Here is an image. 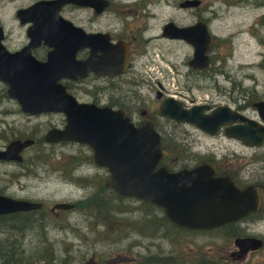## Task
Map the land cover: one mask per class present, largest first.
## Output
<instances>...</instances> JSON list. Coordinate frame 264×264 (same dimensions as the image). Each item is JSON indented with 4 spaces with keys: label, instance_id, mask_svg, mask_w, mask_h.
<instances>
[{
    "label": "flooded vegetation",
    "instance_id": "af4514ba",
    "mask_svg": "<svg viewBox=\"0 0 264 264\" xmlns=\"http://www.w3.org/2000/svg\"><path fill=\"white\" fill-rule=\"evenodd\" d=\"M236 1L234 4L246 6L251 4L252 0ZM40 3H43V9L34 13V19L26 16L24 19L20 17L22 11H27ZM259 5L264 6V0H259ZM5 10L9 11L8 21L4 20L7 14ZM215 13L209 0H0L1 43L11 53L34 46L31 49V55L42 63L48 60L55 45L60 49L58 54L62 64H72V62L77 64L89 60L90 69L86 77L76 80L67 78L60 81L77 101V92H88L91 99L88 104H93L98 108H109L112 111H124L137 127L143 119H150L155 131L161 137V143L164 139H168L166 140L168 143H180L181 140L177 133L167 129L166 125L172 128L191 125L160 116L158 109L169 98L179 101L186 110L208 106L209 109L204 110L205 114H210L214 108L221 106V104L214 105L208 100H200V97L194 93V89H198L201 94H204V91L207 92L209 77L216 71L213 68L216 59L215 51L216 47H219L220 39H224L213 31ZM39 20L47 31L33 35V40L30 31L34 26V21L38 23ZM66 23H69L72 28L68 30L66 27L70 25ZM262 23H264V18ZM169 24L179 29L190 28V31L180 37L179 34L167 28ZM208 37L211 38V45L207 52L208 65L203 69H197L191 65L195 59V48L189 39H195L197 44L204 45ZM164 43L170 47L166 52L167 56L161 48V44ZM175 48L180 49L181 60L173 61V58H170L174 55ZM114 59L121 61V70L118 66H114L116 63ZM126 59L127 65L124 66ZM162 62L168 65L176 76L174 87L169 89L160 80V77L169 78L170 75L169 72L163 70ZM86 83L89 84L88 89L84 86ZM151 93L153 97H150ZM254 101L250 100L242 104L241 98H236L235 108L231 107V109L264 126L259 112L253 108L254 104L264 99ZM250 106L253 108L254 116H250L247 112ZM61 115L65 117L64 114ZM65 125L66 118L61 128L52 129H63ZM241 125L243 124H238V126ZM227 127L230 126L221 129L217 136L228 138L225 135ZM28 138L33 139L35 143L22 152V163L0 162L23 164L24 153L36 145L34 138L24 139ZM230 140L239 145V151L219 158L210 155L206 157L205 162H210L216 167V178H229L240 191L250 189L253 193L250 199L252 209L238 220L218 228L187 231V233L218 235L224 240L220 257L214 255L208 258L202 255L199 261L207 260L212 264H264V137L258 145L252 146L240 140ZM73 181L76 182V179ZM13 199L43 205L39 210L11 214L15 217L13 218L15 221L19 216L31 214L34 218H30V222L36 223L37 227L42 229L56 225L57 215L71 212L77 206L74 203L72 210H58L55 209L57 203L47 211L45 210L46 205L42 202ZM37 218L39 220L36 222ZM119 227L122 230L126 228L122 225ZM155 228L158 232L152 237L159 236V227L155 226ZM30 229L18 232L15 228L17 233H14V236L18 235L17 237L24 239L26 232ZM153 229V225L143 223V230L146 232ZM126 231H129L128 227ZM251 238L260 240L261 247L243 253L235 241ZM193 262L199 264L196 260ZM148 263L146 259V263L143 264Z\"/></svg>",
    "mask_w": 264,
    "mask_h": 264
},
{
    "label": "rangeland",
    "instance_id": "374dc122",
    "mask_svg": "<svg viewBox=\"0 0 264 264\" xmlns=\"http://www.w3.org/2000/svg\"><path fill=\"white\" fill-rule=\"evenodd\" d=\"M255 1L242 6L234 4L236 0H209L216 12L213 31L224 40L220 39L219 47H216L213 64L216 71L209 77L207 92L201 94L198 89H194L200 100H208L214 105H228L234 109L236 98L240 97L242 104L264 99V6L259 5V0ZM5 13L4 20L8 21L9 11L5 10ZM161 48L167 56L170 47L164 43ZM179 52L180 49L175 48L170 58L173 61L181 60ZM162 68L170 74L169 78L159 76L162 84L168 89L174 87L176 76L171 68L163 62ZM84 86L89 88L88 83ZM6 90V84L0 81V149H4L12 140L27 137L34 138L36 145L24 153V163L21 165L0 162V194L42 202L47 211L62 202L75 203L77 206L71 212L57 215L54 226L28 230L24 239L8 234V228L0 222V230L5 229L0 233V241H4L0 253L5 249L23 250L29 259L23 264L32 261V264H45L39 262L43 254H52L56 264H62L64 260L67 264H143L146 263V257L152 262L154 256L169 255H173V258L178 256L181 264H194L193 261L199 262L202 255L220 257L224 240L218 235L174 234L173 230L160 229L158 237H144L134 231L130 221L142 222L151 218V215H145L142 209H138L141 202L135 199L126 200L133 214L120 216L121 222L111 218L103 224L102 218L89 216V209H81L79 204L102 183H106L109 174L107 169L92 163V150L88 146L44 143V135L52 128H61L65 117L56 113H23L15 100L6 97ZM150 97H153L152 93ZM76 98L80 102L91 101L89 93L84 91L77 92ZM252 110L251 106L247 110L250 116H254ZM166 127L177 133L181 140L179 161L172 162L177 157L171 156L170 150L167 151L172 164L167 162L173 171L192 168L199 164V158L206 160L210 155L219 158L239 151L237 143L220 135L212 137L191 126ZM166 140L162 146L175 145ZM183 149L187 152L184 153ZM73 158L77 159L72 162ZM75 163L79 165L73 169ZM75 178L76 182L73 181ZM82 178L92 179V185L83 187L77 181ZM107 212H110L108 207ZM153 213L158 218L163 216L159 209ZM119 225L128 227L129 233L125 228L118 235L105 234V230L112 231ZM153 264H161V260L155 259Z\"/></svg>",
    "mask_w": 264,
    "mask_h": 264
},
{
    "label": "water",
    "instance_id": "95a60500",
    "mask_svg": "<svg viewBox=\"0 0 264 264\" xmlns=\"http://www.w3.org/2000/svg\"><path fill=\"white\" fill-rule=\"evenodd\" d=\"M42 9L43 3L37 4L22 11L20 17L34 19V13ZM66 28L69 30L72 27ZM167 28L180 37L190 31V28L179 29L173 24ZM46 31L39 20L38 23L34 21L30 33L34 40L33 35ZM1 41L0 30V81L7 86L6 96L15 100L21 111L29 115L64 114L65 127L49 130L44 141L48 144L63 142L88 146L92 150V163L107 169V186L119 196L152 204L162 211L169 223L190 231L218 228L238 220L252 209L251 190L240 191L229 178H216L217 169L210 162L179 171H170L161 166V137L150 119H143L137 127L124 111L79 103L60 81L86 77L90 69L89 60L62 64L58 54L60 49L55 45L48 60L42 63L31 55L34 46L11 53ZM189 41L195 48V59L191 65L197 69L207 67L211 38L208 37L204 45L197 44L195 39L190 38ZM114 60V66L121 70V61ZM126 65L127 59L124 62ZM253 108L259 112L264 123V101L254 104ZM205 109L209 107L186 110L179 101L169 98L160 105L158 114L189 124L210 136H217L221 129L230 126L225 129L228 138L251 146L258 145L264 137L263 124L255 123L227 105L214 108L210 114H205ZM240 123L243 125L238 126ZM34 143L31 138L11 141L5 149L0 150V161L22 163V152ZM42 206L41 203L0 195V216L39 210ZM55 209L72 210L74 205L58 203ZM235 243L243 253L261 247V241L254 238L237 239Z\"/></svg>",
    "mask_w": 264,
    "mask_h": 264
},
{
    "label": "trees",
    "instance_id": "16d2710c",
    "mask_svg": "<svg viewBox=\"0 0 264 264\" xmlns=\"http://www.w3.org/2000/svg\"><path fill=\"white\" fill-rule=\"evenodd\" d=\"M263 25V24H262ZM175 144L173 145H165L163 144V160H162V165L165 166L166 168H168L170 171H172L173 169L170 168V164L167 162L169 161L171 164L172 162L175 161H179L181 159V157L179 156V148L181 147V143H172ZM180 145V146H179ZM170 150V154L173 157H177L176 160L172 161L169 158V154L167 151ZM184 153H186L187 151H185L184 149L182 150ZM170 156V157H171ZM77 158H73L72 162L75 161ZM91 158H89L90 160ZM199 164L204 163L205 159H201L199 158ZM71 162V163H72ZM79 164L75 163L73 166V169H75ZM76 179V178H75ZM107 178L105 180V182L107 183ZM78 182L81 183V185L83 187L88 186V185H92L93 180L92 179H84L82 178V180H77ZM106 183H102L100 187L97 188V190L88 198H86L85 200H83L80 204L79 207L81 209H85L88 211L89 216L91 217H100L102 218V222L103 224H105L106 220H109L111 218H113L114 220L120 221V216L125 215V214H133V211L126 205V200H130L127 198H123L118 196L114 191H112L111 189H109L108 187H106ZM107 207L110 209V212H107ZM138 209H142V211L145 213V215H151V218H146L144 221H130L132 223L133 229L134 231L142 234L144 237H152L154 236V234H156L158 231L156 230L155 226L159 227L160 229H167V230H173L174 234H178V233H186L187 231L184 230H180L175 228L174 226L170 225L168 223V221L165 219L164 216L158 218L156 217L157 215L153 213V211L157 208H155L154 206L145 203V202H141V206ZM135 213V212H134ZM153 213V214H152ZM36 215V214H35ZM31 214H24L23 216H19L17 218V221L13 220V218H15L13 215H8V216H2L0 217V222L3 223V227H7L9 232L8 234H11L12 236H14V233L18 232H24L27 228H37V224L36 223H31L30 222V218H34L31 217ZM44 217V216H43ZM39 220V218H37L36 222ZM122 221V220H121ZM120 221V222H121ZM129 222V221H127ZM143 223L149 225H153L154 229L152 231H148L147 232L145 230H143ZM158 223V224H157ZM101 224V222H100ZM10 226V228H9ZM15 228L17 229V231L15 232ZM5 229L0 230L1 232H4ZM130 231V230H129ZM122 232V228L121 227H117L115 229H113L112 231H108L105 230V234H120ZM123 233V232H122ZM164 236H166L164 234ZM179 236V235H178ZM18 239V238H17ZM17 244V242H16ZM4 245V241H0V251L2 250ZM19 245H21V243H19ZM26 253L23 250H16V251H12L9 249H5L3 251V253H0V261L1 264H23L22 262H28L29 259L26 258L25 255ZM30 257H32L31 254H29ZM43 258V259H42ZM177 258V260H176ZM39 259V262H43L45 264H56V258L54 256H52V254H43ZM146 259L149 261L148 264H153L155 259H160L161 260V264H181L180 261H178V256L175 258H173V255H169L166 257H158V256H154L151 258V261L146 257ZM33 261L30 263L32 264ZM62 264H67V261H62ZM199 264H212L210 261L207 260H200Z\"/></svg>",
    "mask_w": 264,
    "mask_h": 264
}]
</instances>
